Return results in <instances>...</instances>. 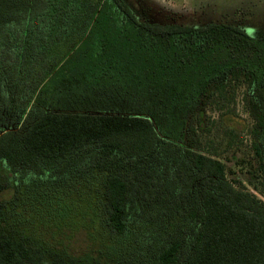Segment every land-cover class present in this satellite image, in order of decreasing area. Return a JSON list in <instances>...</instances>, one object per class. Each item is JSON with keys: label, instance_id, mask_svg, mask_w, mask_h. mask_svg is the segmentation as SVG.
<instances>
[{"label": "trees", "instance_id": "1", "mask_svg": "<svg viewBox=\"0 0 264 264\" xmlns=\"http://www.w3.org/2000/svg\"><path fill=\"white\" fill-rule=\"evenodd\" d=\"M221 109L248 152L198 148ZM2 167L78 173L106 237L64 258L0 235V264H264V33L141 22L125 0H0Z\"/></svg>", "mask_w": 264, "mask_h": 264}, {"label": "rangeland", "instance_id": "2", "mask_svg": "<svg viewBox=\"0 0 264 264\" xmlns=\"http://www.w3.org/2000/svg\"><path fill=\"white\" fill-rule=\"evenodd\" d=\"M125 2L141 22L187 27L208 23L225 24L244 30L252 38H259L264 33V0ZM236 109V118L241 123L248 121L241 104H237ZM226 114V109L209 111L207 127L210 132L200 135L197 139L198 148H213L219 154L232 150H237V153L248 152L247 128L241 131L240 139L233 143L234 147L229 148L231 142L227 138L228 134L224 136L222 132V121ZM75 176L72 181L75 183L67 186L68 180L63 183L43 178L38 182L33 178L12 177L5 168H0V182L5 187L0 195V200L5 201V209L0 215V235L43 246L49 255L78 258L93 254L102 245L101 240L106 234L96 217L92 216L95 202H88L90 193L78 187V173ZM249 190L262 199L252 187Z\"/></svg>", "mask_w": 264, "mask_h": 264}]
</instances>
